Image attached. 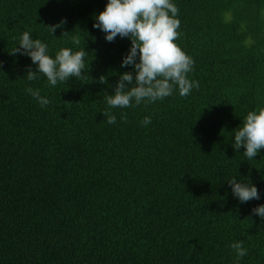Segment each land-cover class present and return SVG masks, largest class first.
<instances>
[{
	"label": "trees",
	"instance_id": "obj_1",
	"mask_svg": "<svg viewBox=\"0 0 264 264\" xmlns=\"http://www.w3.org/2000/svg\"><path fill=\"white\" fill-rule=\"evenodd\" d=\"M172 2L199 88L109 108L106 93L134 68L121 67L130 38L93 27L107 0H0V264H237L234 241L247 249L238 264H264V218L252 212L264 204V148L251 160L233 148L234 129L264 106V0ZM25 31L53 57L85 48L84 78L27 80L36 65L10 54ZM232 178L260 199L239 201Z\"/></svg>",
	"mask_w": 264,
	"mask_h": 264
},
{
	"label": "clouds",
	"instance_id": "obj_2",
	"mask_svg": "<svg viewBox=\"0 0 264 264\" xmlns=\"http://www.w3.org/2000/svg\"><path fill=\"white\" fill-rule=\"evenodd\" d=\"M178 7L172 0H107L105 8L95 16L93 27L105 33V39L113 42L117 36L130 38L131 45L128 53L123 57L121 67L133 66L134 71H126L119 75L114 94L105 95L109 108H127L139 105L142 101L149 103L171 96L175 88L179 95L188 96L193 88L198 89V81L188 78L193 70L194 60L175 43L180 33ZM66 20L58 24L49 25L52 34L62 27ZM65 33V32H63ZM73 44L80 45V40L73 37ZM19 47L10 53L12 55H27L31 58L37 70L29 66L26 78L29 81L37 79V74H43L51 86L58 82H67L69 78L83 79L85 72L84 49L73 50L61 47L55 56L49 54L48 46L40 39H33L28 31L19 38ZM3 61H0L2 66ZM100 83H107L104 75L99 77ZM26 93L34 97L44 107L50 103L46 97L40 95L38 89L26 88ZM109 124L116 123V116L108 110L102 112ZM121 118L127 121V114ZM147 126L150 117L141 122ZM233 148H244L247 160L254 159L264 148V106L248 111L242 123L234 129ZM232 194L242 203L259 200L260 193L252 183L229 179ZM252 212L264 218V204H259ZM231 248L236 253L237 264L247 255V249L242 241H234Z\"/></svg>",
	"mask_w": 264,
	"mask_h": 264
}]
</instances>
